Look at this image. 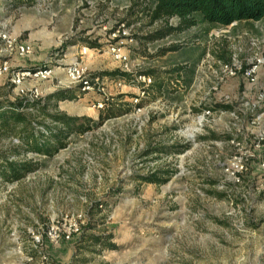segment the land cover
I'll return each instance as SVG.
<instances>
[{"label": "rangeland", "instance_id": "obj_1", "mask_svg": "<svg viewBox=\"0 0 264 264\" xmlns=\"http://www.w3.org/2000/svg\"><path fill=\"white\" fill-rule=\"evenodd\" d=\"M152 8L0 0L2 108L36 91L48 112L93 120L52 157L26 151L21 126L0 129V164H35L0 177V264H264V17L224 26L194 13L179 29ZM34 70L50 73L12 83ZM61 90L73 97L46 101ZM105 104L116 115L98 123ZM22 112L36 129L50 122Z\"/></svg>", "mask_w": 264, "mask_h": 264}, {"label": "trees", "instance_id": "obj_2", "mask_svg": "<svg viewBox=\"0 0 264 264\" xmlns=\"http://www.w3.org/2000/svg\"><path fill=\"white\" fill-rule=\"evenodd\" d=\"M135 2L153 3L151 19H168L177 17L178 28L194 25L190 16L199 13L202 18L210 23L219 25H230L236 21L249 20L258 21L264 17V0H134ZM164 32H159L154 37H163ZM118 73V72H117ZM124 75V74H121ZM72 92L68 90L57 91L46 96V101H62L68 97L72 98ZM55 105V104H53ZM99 112L100 122L115 116L111 107ZM48 104L39 107L37 101L19 99L17 102H9L8 109H3L0 102V129H15L21 126L20 137L26 151L34 152L46 157H52L58 150L64 148L70 134L81 135L88 131L93 120L87 117H74L62 111H47ZM39 109L42 116L50 122H38L41 129L33 126L32 120L27 112L22 109ZM181 149L180 151H182ZM35 164L30 160L13 161L4 158L0 164V177L7 181H18L26 172L34 169ZM167 178H160L158 174H151L146 182L164 183ZM99 243V240H95Z\"/></svg>", "mask_w": 264, "mask_h": 264}, {"label": "built area", "instance_id": "obj_3", "mask_svg": "<svg viewBox=\"0 0 264 264\" xmlns=\"http://www.w3.org/2000/svg\"><path fill=\"white\" fill-rule=\"evenodd\" d=\"M30 49L27 45H21L17 47V54L20 56H23L27 53H29ZM86 51L87 48L85 46L80 48L79 51V55L81 58H83L86 55ZM112 53H115L114 56L116 59H124V57L120 54V49L119 47H112L111 48ZM8 71V66L6 64V62H3L2 64H0V76L3 75L5 72ZM84 72V68H82L81 66H72L68 69L67 71V76L71 81H75V80H80L82 77V74ZM50 70H34V71H26V72H21V73H15L12 76V83L14 85H19L22 81V79L25 76H33V77H40V78H45L49 75ZM96 83H98V78L94 79V82H88L87 80H84L82 82V90L85 89H89L91 86L95 85ZM34 97V98H33ZM38 97V93L36 91H34L30 98L31 100H34L35 98ZM98 107H101V104H97Z\"/></svg>", "mask_w": 264, "mask_h": 264}]
</instances>
